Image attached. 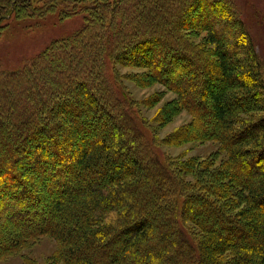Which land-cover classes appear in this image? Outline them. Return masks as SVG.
I'll use <instances>...</instances> for the list:
<instances>
[{"label":"trees","instance_id":"obj_1","mask_svg":"<svg viewBox=\"0 0 264 264\" xmlns=\"http://www.w3.org/2000/svg\"><path fill=\"white\" fill-rule=\"evenodd\" d=\"M135 1L143 14L133 0H0V30L35 8L86 14L55 58L52 47L41 66L0 65V259L50 235L65 264H264V60L241 10ZM66 42L81 43L79 57ZM125 58L177 92L193 139L219 141L227 161L206 163L194 185L180 177L112 73Z\"/></svg>","mask_w":264,"mask_h":264},{"label":"rangeland","instance_id":"obj_2","mask_svg":"<svg viewBox=\"0 0 264 264\" xmlns=\"http://www.w3.org/2000/svg\"><path fill=\"white\" fill-rule=\"evenodd\" d=\"M129 1L125 0L126 4ZM235 1L254 38L257 50L264 60V0ZM133 2L139 9L140 3L135 0ZM43 4H46L44 0H33L35 7H41ZM154 4L156 5L157 2ZM154 4L150 7L153 8ZM173 6L176 7L175 4ZM63 8L57 4L53 6V10L44 14L39 13L37 8L33 12L28 10L32 16L25 10L4 21L5 26L0 30V65L8 64L10 67L17 68L23 62L30 63L32 60L38 59L37 65L41 66L47 61L40 55L52 47L53 50L51 49L52 51L48 52L46 57L48 59L55 58L58 52H55L57 49H54L53 43L73 38V36L76 37L86 22L84 12L80 13L73 9L67 10L69 9L67 5H63ZM139 10L142 11L140 14H143L144 9L140 8ZM226 11L229 13L228 10ZM148 14L152 20H159V17L155 16L153 12L149 11ZM133 19L131 17L128 20L129 24L132 25ZM234 27V25L230 26V28ZM125 31L126 27L121 30V34ZM205 35L204 31H196L189 33V38L193 43L202 44L205 42ZM79 38L84 40L90 37L86 33H80ZM73 47L78 51L76 57H79L82 49L79 42L73 46L66 42L63 51L71 53L74 50ZM208 48L211 49V46ZM48 61L50 62V60ZM122 61L125 62L116 61L110 64L113 75L115 74L118 83L130 95L134 107L149 127L150 134L157 139L162 156L174 164L181 178L190 180L194 185L197 175L201 173L200 169L203 166L206 167V163L207 166L212 164L213 168H217L227 161L228 153L219 141L193 139V134L197 136L198 133H194V117L190 111L179 105L177 92L169 89L161 82L151 81L148 78V68L133 64L129 58L122 59ZM37 68H33V72ZM84 80L87 81L88 78H84ZM50 89L49 87L47 90L51 91ZM97 135V131L92 134V136ZM188 169H193L194 172L191 174L187 172ZM185 226L196 237L201 234L200 228L191 221H186ZM1 242L3 239L0 238ZM28 258L36 264H65L59 258L57 240L50 235L38 237L31 246L21 249L20 252L2 257L0 264H27Z\"/></svg>","mask_w":264,"mask_h":264}]
</instances>
